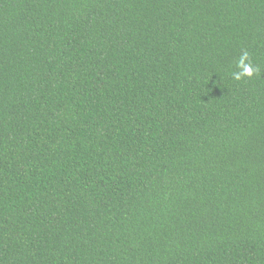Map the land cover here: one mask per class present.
Listing matches in <instances>:
<instances>
[{
    "label": "trees",
    "instance_id": "trees-1",
    "mask_svg": "<svg viewBox=\"0 0 264 264\" xmlns=\"http://www.w3.org/2000/svg\"><path fill=\"white\" fill-rule=\"evenodd\" d=\"M0 264H264V0H0Z\"/></svg>",
    "mask_w": 264,
    "mask_h": 264
},
{
    "label": "clouds",
    "instance_id": "clouds-1",
    "mask_svg": "<svg viewBox=\"0 0 264 264\" xmlns=\"http://www.w3.org/2000/svg\"><path fill=\"white\" fill-rule=\"evenodd\" d=\"M236 67L239 71L233 72L232 77L237 81L244 77H252L258 71V69L254 68L250 63L249 53L246 51L239 57Z\"/></svg>",
    "mask_w": 264,
    "mask_h": 264
}]
</instances>
